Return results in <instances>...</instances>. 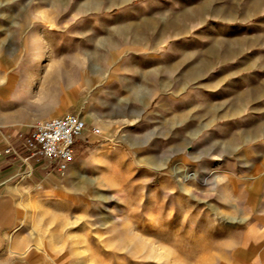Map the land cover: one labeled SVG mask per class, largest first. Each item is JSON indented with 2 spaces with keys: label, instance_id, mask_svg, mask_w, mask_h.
<instances>
[{
  "label": "rangeland",
  "instance_id": "374dc122",
  "mask_svg": "<svg viewBox=\"0 0 264 264\" xmlns=\"http://www.w3.org/2000/svg\"><path fill=\"white\" fill-rule=\"evenodd\" d=\"M65 113L13 192L33 264H264V0H0V123Z\"/></svg>",
  "mask_w": 264,
  "mask_h": 264
},
{
  "label": "crops",
  "instance_id": "0c3cea01",
  "mask_svg": "<svg viewBox=\"0 0 264 264\" xmlns=\"http://www.w3.org/2000/svg\"><path fill=\"white\" fill-rule=\"evenodd\" d=\"M27 130L0 123V264H33L16 235L18 221L13 192L23 183L43 186L57 173L48 160L30 156L22 148L19 133ZM8 144L14 146L18 154L4 153Z\"/></svg>",
  "mask_w": 264,
  "mask_h": 264
},
{
  "label": "built area",
  "instance_id": "2783aa9c",
  "mask_svg": "<svg viewBox=\"0 0 264 264\" xmlns=\"http://www.w3.org/2000/svg\"><path fill=\"white\" fill-rule=\"evenodd\" d=\"M86 121L77 113L35 119L26 132H20L22 148L30 156L48 160L57 172L65 171L74 159V145L87 129ZM91 132L98 134L99 128ZM4 153L18 154V150L8 144Z\"/></svg>",
  "mask_w": 264,
  "mask_h": 264
}]
</instances>
